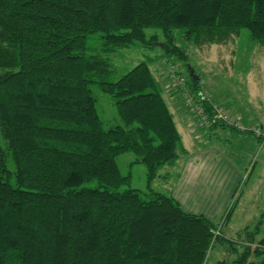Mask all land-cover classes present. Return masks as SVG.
<instances>
[{
  "label": "trees",
  "instance_id": "1",
  "mask_svg": "<svg viewBox=\"0 0 264 264\" xmlns=\"http://www.w3.org/2000/svg\"><path fill=\"white\" fill-rule=\"evenodd\" d=\"M147 28L187 63L177 29L188 42L245 29L264 44V0H0V264H205L212 243L225 251L214 264H264L260 221L240 250L217 221L150 187L186 150L149 64L116 77L111 62L154 47ZM94 87L119 123L104 124ZM127 152L146 167L144 191L119 170Z\"/></svg>",
  "mask_w": 264,
  "mask_h": 264
},
{
  "label": "rangeland",
  "instance_id": "2",
  "mask_svg": "<svg viewBox=\"0 0 264 264\" xmlns=\"http://www.w3.org/2000/svg\"><path fill=\"white\" fill-rule=\"evenodd\" d=\"M152 32H157V42L162 43L164 40L162 32L150 28L145 30L147 37ZM181 33V30H175V42L186 53L187 63L174 57L164 56L159 45L151 48L137 45L123 49L112 55L111 62L113 66H116L117 77L137 63L146 61L160 84L163 99H166V93L174 91L176 95L172 98L176 108L179 111L188 112L197 122V127L206 135L211 128L208 120L219 126L223 124L231 127L228 130L223 129L224 132L220 135L213 133L210 135L211 143L217 145L218 153L220 150L223 152L224 157L221 154H211L214 157L218 155L216 161L219 160L217 167L221 173L211 174L209 170H215L217 167H214L213 163L209 166L208 157L202 160L197 157L182 158V155L189 153L186 151L179 153L180 157L174 165H167L160 169L159 177L150 183V187L162 193L174 192L175 196L183 201L181 204L185 210L202 214L201 211L209 209L210 205L215 206L218 202L225 200L222 193L223 188L227 186V183L223 182L227 174L224 168L226 162L235 168H240L242 177L240 176L227 207V210L231 209L230 214L223 222L227 212L225 210L221 216L215 218V221L218 225H222L223 235L234 240L237 248L241 250V244L248 242L244 228L249 226L248 229L255 230L256 223L260 221L259 236L264 230V44L251 42L249 33L245 29L212 42H188L182 38ZM188 64L198 76L197 93L199 96L202 94L207 106L191 89L190 78L192 77L188 72ZM93 94L104 124L119 123L109 96L95 87ZM247 100L250 104L252 102L253 108L260 109V113L256 114L249 124L244 123L241 115L242 110H247ZM206 107L210 110L206 111ZM217 113L231 119L217 120L214 118ZM172 115L180 131L181 126L178 123L180 113L173 111ZM198 134L202 142L191 139V147L198 146L200 143L208 145V140L200 132ZM203 139L206 143H203L205 142ZM182 141L186 144L183 136ZM4 146L5 142L0 134V147ZM250 147L252 148L247 156L246 149ZM221 156L226 159L225 162L220 161ZM135 159L134 153L127 152L117 158V164L121 174L130 175V187L144 191L147 188L146 167L142 162H135ZM7 166L10 171L14 170L11 161H7ZM222 203L220 202L219 205L221 206ZM209 216L214 220V214ZM223 246L212 243L205 264H214L218 257L224 256ZM249 246L254 249L256 244Z\"/></svg>",
  "mask_w": 264,
  "mask_h": 264
},
{
  "label": "crops",
  "instance_id": "3",
  "mask_svg": "<svg viewBox=\"0 0 264 264\" xmlns=\"http://www.w3.org/2000/svg\"><path fill=\"white\" fill-rule=\"evenodd\" d=\"M150 70H151V68H150ZM175 95L176 94L174 91H169L168 94L166 93V99L165 98L164 99L166 101L168 98V101H166V103H167L170 111L172 112V114H173V111L180 113V115H178V119H179L178 123L180 124L181 127H180V131L178 128H177V130L181 136V139L183 136L184 140L186 142V144H183V141H182L183 147L186 149L187 152H189V153H185L181 157L182 158L183 157H186V158L187 157H191V158L197 157L200 160L208 157L209 161H207V163L209 164V166L213 163V164H215L214 167H217V163L219 162V160L216 161V158L218 157V155L216 157H214L212 155H215V154L220 155L221 154L223 156V154H222L223 152H222V150L219 149L220 153H218L217 145L214 143H211V139H210L211 136L210 135H211V133H213L215 135H220L221 132H224L223 129L228 130L229 127H223L222 128L220 126H211V128L208 131L209 134L206 135L205 133H203V131L199 127H197V122L192 118L191 115L188 114V112H186L185 110H184V112H182L181 110L179 111L176 108V106L174 105V102H173V98H172V97H175ZM254 108H253L252 102L250 104L247 100V110H244V111L242 110V113H241L242 120L244 121L245 124H249L250 120H253L255 118V115L260 113V109H258V108L254 109ZM194 127H195V129H194ZM199 132L203 135V137H205V139L208 140V145L206 143V140L203 139L205 141L203 143H206L205 145H201V143H200V145H198V146L191 147V144H192L191 139H197L198 141L202 142V140L200 138L201 136H200V134H198ZM199 146H200V148H199ZM195 148H198V149L195 150ZM251 148L252 147H250L249 149H246L247 156L249 154L248 151H250ZM222 156L220 157V161L225 162L226 159H224L223 158L224 156L223 157ZM184 167H185V165L183 166V168ZM218 168L219 167H217L215 170L210 169L209 171H211V174H217L218 175V173H221L218 170ZM224 168L227 170V174L223 179V182L227 183V186H226V188H223L224 192L222 193V196L224 195L225 200L220 201V202H223L221 204V206L219 205L220 202L216 201L218 203L215 206L210 205L209 209H205V211H201L202 214H204L205 216L209 217L212 220H213V218H211L209 216V214H211V215L214 214L215 215L214 220H215V218H218L219 216L222 215L223 212H225V210H227V207L230 203L229 201L231 200L230 198L233 194V191L235 190V186L239 182L240 176L242 177L241 169L235 168V166L231 165L229 162H226V166H224ZM209 175H210V173H209ZM176 186H177L176 188L178 189V185H176ZM171 194L176 198V200H178L180 203H183L182 200L180 201L175 196L174 192H172Z\"/></svg>",
  "mask_w": 264,
  "mask_h": 264
},
{
  "label": "water",
  "instance_id": "4",
  "mask_svg": "<svg viewBox=\"0 0 264 264\" xmlns=\"http://www.w3.org/2000/svg\"><path fill=\"white\" fill-rule=\"evenodd\" d=\"M155 45H162V43H158V42H155L154 43ZM188 72H189V75L193 78V79H198V76L196 74H194L193 72V68L188 64Z\"/></svg>",
  "mask_w": 264,
  "mask_h": 264
},
{
  "label": "built area",
  "instance_id": "5",
  "mask_svg": "<svg viewBox=\"0 0 264 264\" xmlns=\"http://www.w3.org/2000/svg\"><path fill=\"white\" fill-rule=\"evenodd\" d=\"M205 119V117H203ZM214 118H216L217 120L219 119H223V120H227L228 119H231L230 117L226 116V115H222L221 113H217L214 115Z\"/></svg>",
  "mask_w": 264,
  "mask_h": 264
}]
</instances>
